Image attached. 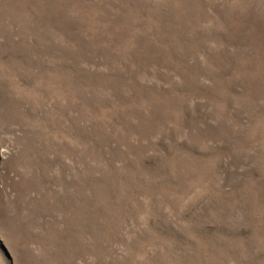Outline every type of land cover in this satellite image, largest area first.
Segmentation results:
<instances>
[{"label": "rangeland", "instance_id": "obj_1", "mask_svg": "<svg viewBox=\"0 0 264 264\" xmlns=\"http://www.w3.org/2000/svg\"><path fill=\"white\" fill-rule=\"evenodd\" d=\"M0 264H264V0H0Z\"/></svg>", "mask_w": 264, "mask_h": 264}]
</instances>
